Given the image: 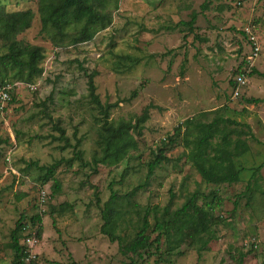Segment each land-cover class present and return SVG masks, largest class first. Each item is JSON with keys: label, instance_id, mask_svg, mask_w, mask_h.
<instances>
[{"label": "rangeland", "instance_id": "1", "mask_svg": "<svg viewBox=\"0 0 264 264\" xmlns=\"http://www.w3.org/2000/svg\"><path fill=\"white\" fill-rule=\"evenodd\" d=\"M208 1L204 10L205 0H119L112 23L92 40L54 45L41 33L39 0H0L10 11L35 12L32 27L18 39L43 46L46 54L37 87H15L12 100L0 108V264L13 263L12 233L22 216L29 220L39 212L43 189L50 199L36 264H264V166L257 170L264 163V77L248 74L264 73V0ZM193 12V30L178 24ZM247 27L261 46L253 66L244 64L252 49ZM240 66L248 77L236 94L232 82ZM91 73L96 94L112 105L110 119L135 121L153 105L141 134L135 132L138 150L96 170L92 159L101 152L103 115L89 94ZM202 112L205 122L223 115L251 127L253 137L238 126L250 145L236 160L244 167L238 182L207 184L187 160L175 129ZM78 139L82 143L75 147ZM79 149L83 161L76 158ZM160 149L165 159L148 176ZM57 162L55 176L43 183L45 167ZM137 186L120 203L130 220L116 230L124 245L134 238L146 207L154 222L155 215L190 200L222 218L213 226L215 238L201 251L187 238L182 255L167 252L165 238L142 254L122 251L102 232L101 210L112 190L124 195ZM214 191L221 204L208 206Z\"/></svg>", "mask_w": 264, "mask_h": 264}, {"label": "trees", "instance_id": "2", "mask_svg": "<svg viewBox=\"0 0 264 264\" xmlns=\"http://www.w3.org/2000/svg\"><path fill=\"white\" fill-rule=\"evenodd\" d=\"M112 8H119V0H39L41 33L46 35L54 45H61L66 41L70 43L90 41L99 31L112 23ZM208 8L209 1L205 0L202 9ZM34 18L35 12L31 8L10 11L5 5L0 4V78L2 81L0 88L15 82L36 85L37 79L44 74L45 48L39 45H25L18 39L20 34L32 27ZM196 19L197 12H193L189 21H181L178 24L188 25L193 30L192 26ZM246 35L248 37L247 32ZM244 64H249L246 59ZM235 72L237 75L246 71L241 70L240 66ZM254 72L264 77V73H260L256 69L248 74ZM95 75L96 73L88 74L89 94L92 102L97 105L99 113L103 115L100 118L98 140L101 152L94 154L92 159L96 170L100 164L118 165L127 159L132 151L138 150L139 142L135 132L141 134L144 124L150 118V109L153 105H147L135 121L132 119L118 121L110 119L112 105L102 103L99 95L96 94ZM235 82H232L233 85ZM14 89H10V100L13 98ZM137 94L138 91L134 90L132 96ZM258 101L259 99H248V102ZM202 115H206V113L202 112L198 117L186 119L175 129L178 135L181 133L187 160L196 168L207 184L220 185L238 182L244 167H240L236 160L250 150L247 139L241 137L242 130L239 127L247 128L246 134L253 137L251 127L223 115L215 117L210 122H205L201 118ZM233 124L236 126L230 129V125ZM62 132L65 133V131ZM234 135L235 138H233ZM171 141H175V138H171ZM81 143L82 140L78 139L75 147L80 146ZM76 158L83 161L82 149L76 151ZM163 159H165L163 150L160 149L154 161L149 165L148 176L152 175L155 167ZM59 163L45 167L43 183L55 176ZM84 164L86 163L84 162ZM263 166L264 163L259 165L257 170L259 171ZM60 185L57 181L56 190H60ZM139 188L141 187L137 186L124 195L112 190L101 210L104 221L101 226L102 232L107 234L112 242L118 241L122 251L142 254L165 238L167 252L182 255L183 251L180 248L187 238H191L192 242L198 244L199 251L215 238L213 226L222 221V218L213 213V208L200 206L194 200H190L174 211L167 209L165 216L155 215L154 222L150 218V208L146 207L141 219L137 221L134 238L124 245L123 237L117 235L116 230L122 226V221L130 222V220L126 219L128 214L120 208V203L127 201L131 193L134 194ZM213 195L214 200L207 202L208 206L216 202L215 200H219L217 204H221L217 191H214ZM49 199L50 195L42 206L38 197L39 212L29 220L25 219V216L20 218L16 230L12 233L10 244L14 251L12 264H26L23 258L26 236L35 231L37 239L41 237L44 213L47 212L45 207L48 205ZM53 222L56 224L55 219ZM130 227L133 229V224L128 229H131ZM156 232L158 235L152 239L151 235Z\"/></svg>", "mask_w": 264, "mask_h": 264}, {"label": "built area", "instance_id": "3", "mask_svg": "<svg viewBox=\"0 0 264 264\" xmlns=\"http://www.w3.org/2000/svg\"><path fill=\"white\" fill-rule=\"evenodd\" d=\"M246 32L248 34V38L250 40V43L252 44V49L250 52V55L248 56V65L253 66V63H255L256 59L259 57V54L261 52V46L256 39V36L254 33L250 30V28H246ZM238 75V76H237ZM235 77V87L234 91L236 94L239 93L243 89L244 86H246V81H247V73L242 72L237 74ZM246 78V79H245ZM15 87H26L30 89H35L36 85L34 84H27V83H21V82H16L8 85H5L0 88V108H4L8 101L11 99L10 95V89L15 88ZM49 194L45 191V189L41 190V193L39 195V201L41 202V205L43 206L44 203L46 202ZM31 235L26 236L25 239V246H24V251H23V258L26 261V264H36L37 258H38V253L36 251V245L38 243V239L36 236V232L33 231L31 232Z\"/></svg>", "mask_w": 264, "mask_h": 264}]
</instances>
